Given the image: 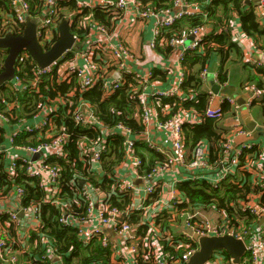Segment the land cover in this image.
<instances>
[{
	"label": "built area",
	"instance_id": "obj_1",
	"mask_svg": "<svg viewBox=\"0 0 264 264\" xmlns=\"http://www.w3.org/2000/svg\"><path fill=\"white\" fill-rule=\"evenodd\" d=\"M59 1L68 0H0V37H4L7 34L21 35L27 19L32 18L36 24V39L43 51L48 50L56 41V36H58V25L61 22L59 14L62 7ZM75 2L79 12L85 8L91 9L98 6L112 15H117L115 17L117 20L115 26L124 21L125 17L132 16L133 20H137L142 24L144 30L145 27H148V30L151 29V39L149 40V47L151 48L163 44L169 45L173 49L181 46L182 49L177 52L176 56L178 70L175 82L165 89H154L149 92L145 79L152 75V71H147V73L143 74L135 70L133 64L138 62V57L122 38H118L116 42L109 43L107 47L102 44V42H106L105 40H100L97 44H91L86 41L91 33L104 37L111 33L104 25L94 23L91 24V29L85 40L80 41L74 34V45L48 66L38 67L33 62L35 66L31 69L32 74L30 76L26 73L21 76L15 71L13 77L5 83L16 93H24L26 91L39 92L41 84L45 81L44 76L48 79L56 77L58 81L67 83L73 77H76L77 87L72 88L66 94L70 97L74 95L75 90L79 92L85 91L93 87L96 81L102 79L104 95H110L119 87L122 76L130 74L142 83V92L137 96L139 111L136 114L139 115L145 127L148 126L153 116L157 118V126L163 129L170 137L171 155L168 157V161L155 166L150 172L141 176L138 171L141 161L133 155L135 144L142 141L150 149L163 153L162 149L156 146L149 138L148 130L144 128L140 135L130 137V128L121 123H117L114 127L104 125L95 116L89 103L79 101L76 105H73L72 101H68V114L76 125L91 126L93 129L100 131L103 136L113 135L117 131L124 135L123 145L125 147L126 160L132 161L133 175L144 183V196L143 204L138 209L129 207L122 211L109 203L110 193L105 194L104 199L100 200L98 194L101 190L99 188L83 184L78 194L85 205L84 214L81 216L71 213L63 214L58 218V221L75 228L77 235L84 244H87L92 237H96L102 247L109 248L112 251V264H141L138 263L137 258L142 261V264L149 263L151 258L154 259L153 264H186L198 249L199 237L225 234L241 239L245 245V254L238 264H264V227L260 225V221L264 219V205L258 202L259 194L264 190V141L260 145L249 141L235 142V134L250 137L253 133L247 130L239 121L240 106L233 98H226L232 106L235 120L224 135L221 160L216 165H211L207 160V150L203 144L196 145L191 151V159H188L182 127V113L184 111L173 114L162 121L159 120L155 107L154 110L150 102L147 101L150 98L171 97L181 93L179 86L184 79V74L182 71L179 73V61H181L186 51H193L199 47L204 36L203 27L191 28L182 36H172L166 40L161 39L160 34L161 31L169 29L184 17H194L201 14L205 16V12L200 9L201 3L189 0H173L171 8L156 10L151 5H141L138 0H75ZM2 7H8V10ZM255 7L259 17L263 18L264 0H258V4ZM33 11L36 12L33 13ZM67 17L68 20H66L70 26L72 15L67 14ZM21 27H23L22 30L20 29ZM189 37H192V40L187 42ZM3 50L0 48V58H5L6 56ZM69 53H72V57H67ZM260 53L261 58L254 61L253 64L264 69V50L260 51ZM100 54L105 59L104 67H101L99 62L95 60V56L99 57L98 55ZM28 56L29 54L25 50L18 54L16 62L17 60L22 61L18 64L20 68V64L23 68V63ZM116 72L120 74L119 78L113 76ZM205 74L206 69H203L200 73L201 78H205ZM244 88L249 93L245 106L255 104L260 107L264 103V88H258L254 84H248ZM66 100L63 95H57L53 99L48 98L46 102L40 104L39 111L32 112L26 118L20 117L14 123L9 121V114L6 113L10 105H8V108L0 110V122L11 124V130L7 138L8 145L3 149L0 148V153L3 152L6 159L5 170L9 174H14L19 166H25L26 174L31 178H36L37 185L45 191L44 202L55 200L59 191L57 186L59 168L56 164L49 163L48 160L51 156L59 157L66 154L64 146L68 143L70 134L64 126L61 125L56 128L53 124V118L57 114V106L61 105L64 107ZM2 103L3 99L0 97V105ZM164 113H167V107L164 108ZM204 116L221 119L222 110L220 104L212 106L209 101ZM260 125L264 129V114H262ZM22 132H37L39 137H43V140L36 145H18L15 140ZM79 149L81 153H90L93 161L97 162L104 150V145L103 142L100 144L99 140L95 142L84 140L79 142ZM18 151L27 152L29 156H24ZM35 154L38 155L37 158L32 159ZM239 165L240 170L245 169L253 175L259 187L257 194L249 195L246 200L239 199L235 205L240 210H247L255 218V222L251 225H244L241 222L229 224L226 219L221 223L215 224L208 218L196 219L195 213H183L181 215L184 218L183 222L187 232L182 235V241L179 240L180 244L178 247L179 249L182 247V250H179V253L176 254H164L157 243L151 242V246H149L145 242L151 231H148L141 238L137 236V228L131 227L128 223L127 218L131 215L132 210L146 209L147 205H144V202L148 197L158 188L161 191L163 179L161 176L169 168L182 166L190 171L196 169L201 172H208L209 176L206 178L213 187H217L218 183L225 179L227 175L236 172ZM177 182L180 181L176 180L172 187ZM131 191L132 184L129 182H119L114 189V192L121 195H131ZM175 191L176 188L172 189L171 193ZM13 193L15 197L20 199L23 195V190L19 187ZM169 201L171 213L176 215L175 210L176 204L180 202L179 197L172 195ZM152 204L154 205L155 203ZM19 213H27L30 218L33 217L35 220V227L39 226L38 208L36 205L29 207L18 206L16 208L0 207V217L5 215L8 218L7 224L0 227L1 264H19L17 253L12 251L13 241L7 235L10 223H13L15 228L21 225ZM145 221L147 226L156 232L158 227L156 226L155 218L152 217ZM107 231L118 237L119 242L113 240L107 234ZM43 242H45L48 251L47 256L43 257L54 258L53 261H57V264H64L60 257L52 255L48 241L44 240ZM149 249L152 250L151 253H148L147 250ZM214 254L221 258L220 264H226L222 252L217 251ZM208 262L205 264H208Z\"/></svg>",
	"mask_w": 264,
	"mask_h": 264
},
{
	"label": "trees",
	"instance_id": "obj_2",
	"mask_svg": "<svg viewBox=\"0 0 264 264\" xmlns=\"http://www.w3.org/2000/svg\"><path fill=\"white\" fill-rule=\"evenodd\" d=\"M143 6L151 5L156 10L171 8L173 0H138ZM201 3L200 9L205 12L194 17H184L175 23L169 29L161 31L160 37L163 40L172 36L179 37L184 35L189 29L194 27L210 26L211 32L203 36L199 47L193 51H186L180 61L181 70L184 79L180 83L181 93L171 97L150 98L155 109L158 112L159 120L164 121L173 114L187 111L194 113L200 118L198 123L183 122L184 146L188 150V159H191V151L198 144H208L207 160L209 164L216 165L222 158V144L226 129L220 125V120L227 114H231L232 106L226 100L220 103L222 110V118L214 119L204 116L205 109L209 105L210 94L202 90L201 78L199 72L209 65L213 57L219 59V68L217 72V80L219 83H225L227 80L228 65L235 59L242 58V51L239 43L232 36L235 22L239 24V30L243 35L249 37L255 48L259 51L264 50V24L259 17L256 7L247 4L245 0H189ZM61 10L59 14L60 20L67 19V14L72 15L70 30L77 36L80 41L86 39L91 24H101L112 32L117 21L115 17L101 7H93L91 9H83L78 11L75 0L59 1ZM4 8V7H2ZM39 8V7H37ZM8 10L7 8H4ZM36 11H33L35 13ZM21 30L23 27L20 28ZM57 37V36H56ZM155 49L171 53L173 47L169 45H157ZM153 48V49H154ZM7 53L6 50H3ZM234 55L235 58L231 56ZM95 56V60L99 62L101 67L105 66V59L102 54ZM67 57H72L69 53ZM239 57V58H238ZM4 58V57H3ZM3 58H0V71L3 69ZM22 62V61H21ZM20 60L15 62V71L23 76L25 73L31 75V69L35 66L32 59L28 56L23 68L18 66ZM243 67L249 69L248 76L242 84L243 88L248 84H254L258 88H264V69L256 67L253 63L245 62ZM24 73V74H23ZM168 75L161 70L152 71V75L145 79L147 89L153 81H166ZM48 79L44 76V82L40 86L39 92L26 91L24 93L14 92L8 85L4 84L0 87V97L3 103L0 110L11 107L6 111L9 114V121L14 123L21 115L30 116L32 112L39 111L40 104L46 100L53 99L57 95H63L66 105L57 106L56 115L53 118V124L56 128L61 125L69 132L70 137L68 143L64 146L66 154L59 157H50L48 162L56 164L59 168L58 193L55 200L43 201L45 191L37 185V179L31 178L26 174L25 166H19L14 174H9L5 170L4 153H0V195L5 196L22 188L23 195L19 199V203L23 207L36 205L38 208L39 226L31 230L27 236V242L32 245L30 250L23 249L13 241V249L22 248L19 259L22 257L21 264H57L54 258L47 256L44 240L48 241L52 255L61 258L64 264H112L111 253L109 248L102 247L96 237H92L87 244H84L77 235V230L70 225L60 223L58 218L63 214L83 215L85 205L78 191L82 185L99 188L109 195V203L116 206L122 211L130 207V195H121L114 192L117 184L121 182L116 177L117 169L126 161L125 147L123 141L124 135L118 131L110 136L93 129L88 125H76L68 114V101H72L73 105L79 101H85L91 106L95 116L104 124L114 127L117 123H121L130 128V137H136L144 131V124L140 120L137 105V96L142 92V86L139 80L133 75L125 74L120 80L119 87L110 95H104L102 89V79L95 82L93 87L79 92L75 90L74 95L68 97L69 91L77 87L76 77L70 82L58 81L57 78ZM43 79V77H42ZM164 88V87H163ZM167 107V113L164 108ZM262 114H264V103L260 105ZM11 125L8 123H0V146L3 144L5 136V128L3 125ZM43 137H39L37 132L20 133L15 143L18 145H36ZM86 140L87 142L100 141L103 142L104 150L99 160L98 175L96 171H89V167L93 161L90 153H81L79 142ZM4 148V147H0ZM260 150V149H257ZM134 157L141 161L138 171L139 174L145 175L155 166L166 163L168 156L154 149H150L144 142L135 144ZM227 175L225 179L220 181L217 187H213L206 178V174L202 173L193 177H187L177 182L175 187L179 192L180 202L176 204V215L167 213L164 216L155 217L158 230L163 231L162 234L168 232L173 220L177 217L181 218V214H194L192 208L214 206L215 208L225 212L226 220L229 224L251 225L255 222V218L247 211L238 209L236 201L239 199L246 200L249 195L257 194L259 187L253 175L245 170L239 169ZM239 169V170H238ZM82 183V184H81ZM160 188H158L148 199L144 205L151 206L159 200ZM112 194V195H111ZM54 199V198H53ZM57 202V203H56ZM258 202L264 205V190L259 194ZM182 216V215H181ZM142 210H132L131 215L127 218L131 227L137 228V236L141 238L151 231L146 237V243L151 246V242L157 241L158 246L162 248V252L169 254L179 253V247L176 246L178 241L168 237L161 239L160 234L147 226L142 220ZM7 216L0 217V223L7 222ZM14 224L10 223L8 227V235L15 237ZM151 229V230H150ZM154 233V234H153ZM162 236V235H161ZM182 240V237L181 239ZM152 248V247H151ZM153 249V248H152ZM151 253L152 250H147ZM18 255V254H17ZM226 264H231L230 258L222 253ZM21 256V257H20ZM138 263L142 261L137 258ZM21 261V260H20ZM154 259H149V263L153 264ZM20 264V263H19Z\"/></svg>",
	"mask_w": 264,
	"mask_h": 264
},
{
	"label": "crops",
	"instance_id": "obj_3",
	"mask_svg": "<svg viewBox=\"0 0 264 264\" xmlns=\"http://www.w3.org/2000/svg\"><path fill=\"white\" fill-rule=\"evenodd\" d=\"M252 5H256L254 2H250ZM126 19L122 21L120 24L116 25L113 32H111L108 36H100L91 33L86 39L91 44H97L100 40H105L106 42L102 44L108 46L109 43L116 42L118 38H122L126 45L135 53L138 57V62L136 64H133V67L135 70H137L140 73H147V71H157L161 70V72H166L167 78L166 81H153L151 82V86L149 87V92H151L154 89H165L168 87L171 83H174L176 72L178 70V64H177V52L182 49L181 46L177 47V49H173L171 53L165 54L164 52H161L157 49H153L149 47V40L151 39V29L148 30V27H145V30L142 27V24L139 23L137 20H133L132 16L125 17ZM262 23L264 24V17L261 18ZM210 26H206L203 28V34L207 35L211 32ZM232 36L236 39V41L239 43L238 45L241 48L242 51V58L235 59L233 62H231L228 65L227 68V80L225 83H219L217 80V72L219 68V59L215 56L211 59L209 65L205 67L206 74L205 78H201L199 72V76L201 78V84H202V90L210 94V104L212 106H217L220 104V102L228 97L233 98L236 103L241 107L242 105H245L248 98L249 93L245 89L243 90L242 84L245 82L247 76H248V70L247 68L243 67L245 62L253 63L254 61H257L261 58V53L259 50L255 49V46L252 42V40L249 37H246L241 33L239 30V24L235 22L234 28L232 31ZM192 40V37H189L187 42ZM232 58H235L234 55L231 56ZM239 58V57H238ZM181 65L179 61V73L181 72ZM115 74V73H114ZM113 74V76H114ZM211 74V80H209V75ZM218 84L221 86V88H229V90L233 91V94L230 96L225 95L224 93L221 94V92L213 93L211 90V85ZM164 87V88H163ZM248 94L247 100L243 99V95ZM237 99L239 100V103L237 102ZM151 99H148L147 101L150 102ZM150 105L154 109L153 102H150ZM8 107V105H7ZM11 107V105H10ZM155 110V109H154ZM240 110V109H239ZM251 116V119L256 123L257 125H260L261 121L257 120L253 114L248 113ZM27 116V115H26ZM25 115H21V117L26 118ZM183 122L188 121L190 123H198L200 122V118L197 117L194 113L190 112H183L182 113ZM262 118V114H261ZM235 120V117L233 113L227 114L220 120V125L228 131V129L231 128ZM261 120V119H260ZM239 121H241V124H243V120L241 118V114L239 112ZM157 118L154 116L151 118L149 124L147 127H145L146 130H148L149 138L156 144V146L160 147L162 149L163 153H165L168 157L171 155V141L169 135L166 134V132L157 126ZM1 123V122H0ZM5 128V136L3 140V144L0 147H6L8 145L7 138L11 130V125H3ZM261 126V125H260ZM245 127V126H244ZM234 140L236 143L249 141L255 144H262L264 141V132L263 134H257L252 133L250 137L246 135H236L234 136ZM205 148L208 153L209 145L205 144ZM188 151V150H187ZM20 154L24 156H29L27 152L18 151ZM189 154V153H188ZM99 165H97L94 161H92L91 166L89 167V171H96L95 173L98 175ZM206 174V176H209L208 172H201L199 170H193L190 171L184 167L179 166H173L169 168L168 171H166L164 174H162V189L159 193V200L154 205L147 206L146 209L143 211V217L142 220H147L152 217L157 216H164L167 213H170L171 215V204L169 199L172 195H176V197H179V192L176 190L174 193H171V190L176 188L175 186L172 187V184L178 180H184L187 177H193L198 175V177L202 174ZM211 175V174H210ZM116 177L121 180V182H129L132 184V191H131V199H130V207L133 209H138L143 204V187L144 183L142 180L135 177L132 173V161L126 160L118 169L116 173ZM82 184V183H81ZM85 184V183H84ZM78 194V193H77ZM105 192L101 190L99 192L98 197L100 200L104 199ZM20 205L19 199L15 197L14 193H8L5 196L0 195V207H10V208H16ZM195 213L196 219H204L208 218L213 223L218 224L223 222V220L226 219L225 212L215 208L214 206H208V207H196L192 208ZM188 213V212H187ZM21 219V225L18 228L14 229L15 237H9L10 240L16 242L20 241V243H17L20 245L23 249L30 250L32 245H29L27 242V236L30 235L31 230H34L35 227V220L30 218V215L22 214L19 216ZM179 217L175 218L173 220V225H171L170 229L168 228V232L162 234L163 231L156 229V233L160 234L161 239H168V237L171 236L174 240L178 241L177 238L180 240L182 235H184V232H187V229L184 225V218L180 215ZM7 224V222L0 223V227ZM107 234L113 239L117 240L119 242L118 237L114 236L112 233L107 231ZM162 235V236H161ZM182 241V240H181ZM157 243V241H154ZM180 242L178 241L176 246H178ZM22 248H15L14 250L12 248V251L16 252L18 255V262L21 264L23 258L21 257L19 259V254L22 252ZM182 250V247H180ZM21 260V261H20Z\"/></svg>",
	"mask_w": 264,
	"mask_h": 264
},
{
	"label": "water",
	"instance_id": "obj_4",
	"mask_svg": "<svg viewBox=\"0 0 264 264\" xmlns=\"http://www.w3.org/2000/svg\"><path fill=\"white\" fill-rule=\"evenodd\" d=\"M258 4V0H245L247 4L250 2ZM36 24L34 19H27L24 31L21 35L7 34L0 37V48L7 51L3 60V69L0 71V87L9 81L15 72V62L18 54L25 50L32 61L38 67H45L59 58L66 50H69L75 43V35L71 32L69 23L66 19L61 20L58 25V36L51 47L43 51L40 47L36 35ZM114 77L119 78L120 74L116 72ZM224 89V94L230 96L233 91L229 88H221L218 84L211 85L213 93L221 92ZM239 103V100L237 99ZM245 128L251 132H255L256 123L251 119L248 113L241 115ZM37 154L32 156V159L37 158ZM21 216V213H19ZM260 225L264 227V219L260 221ZM225 253L232 264H238L245 254V245L239 238L231 235L221 236H202L198 238V249L189 258L186 264H205L213 256L215 252ZM1 264V263H0Z\"/></svg>",
	"mask_w": 264,
	"mask_h": 264
},
{
	"label": "rangeland",
	"instance_id": "obj_5",
	"mask_svg": "<svg viewBox=\"0 0 264 264\" xmlns=\"http://www.w3.org/2000/svg\"><path fill=\"white\" fill-rule=\"evenodd\" d=\"M211 79L212 78H211V74H210L209 75V80H211ZM243 90H245V88H243ZM223 91H224V89L221 90V94L224 93ZM246 96H248L247 93H246V95L242 96L244 100H247L246 98H248V97H246ZM239 109H240L239 112H240L241 115L244 114V113H251V114H253V116L257 120L261 121L260 119H261L262 112H261V109H260V107L258 105H255V104L254 105H249V106L242 105ZM256 132H257L258 135L259 134H263L264 129L260 125H257L256 128H255V132L254 133H256ZM220 262H221V258H219L218 255L214 254L209 259L208 264H220Z\"/></svg>",
	"mask_w": 264,
	"mask_h": 264
},
{
	"label": "flooded vegetation",
	"instance_id": "obj_6",
	"mask_svg": "<svg viewBox=\"0 0 264 264\" xmlns=\"http://www.w3.org/2000/svg\"><path fill=\"white\" fill-rule=\"evenodd\" d=\"M5 50V49H4Z\"/></svg>",
	"mask_w": 264,
	"mask_h": 264
}]
</instances>
